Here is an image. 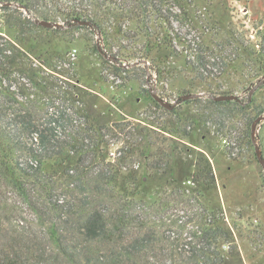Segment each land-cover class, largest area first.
<instances>
[{
    "label": "rangeland",
    "instance_id": "1",
    "mask_svg": "<svg viewBox=\"0 0 264 264\" xmlns=\"http://www.w3.org/2000/svg\"><path fill=\"white\" fill-rule=\"evenodd\" d=\"M165 2L167 5L163 4V13L171 16L173 34L187 39L189 50L175 40L173 44L178 52L171 54V50L163 45V38L167 33L165 25L153 12L141 9L140 13L144 12L140 17L135 18L132 15V18L121 19L120 12L105 10L104 6H99L103 11L98 19L105 34L96 27L77 28L61 17L58 21H48L61 24V27L57 28H62L63 31L56 35L37 31L34 35L36 50L32 53L17 42L18 47L26 51L24 53H30L31 61L28 63L39 69L47 81L46 88L43 89L31 81L29 76L16 70L9 78H4L0 85V99L6 102L3 113L16 115V125L22 133V145H16L11 139L8 142L12 147L11 156L14 161L23 162L31 152L27 145L29 129L37 123L43 125L44 135L49 137H52L55 128L62 129L59 127L63 125L61 118L77 125L72 132L74 135L84 123L75 122L74 119L86 113L90 115V121L92 120L94 125L111 126L122 118L150 123L146 120L150 118L154 121L151 122L154 127H158V123L165 120L166 115L151 105L145 89L152 88V93L165 96L164 99L173 103L186 89L206 95L209 89H234L233 94L247 99L249 93L244 91L248 84L247 79H254L253 82L264 79V75L248 77L257 73L251 58L240 54L235 63L240 70H245V78L238 72L218 80L219 83L194 85L189 80L193 74L187 67L186 60L193 59L189 56L193 47L209 45L212 42L224 43L230 39L231 30L253 45L260 44L259 34L264 31V0L163 1ZM6 13L0 3V35L16 42L18 32L5 22ZM150 46L153 48L150 49ZM232 48L231 46L230 49ZM73 49L78 51L76 59H72ZM46 51L49 54H57V58L52 59L57 71L41 62L39 57L42 55L46 58ZM146 55H150V62L144 58ZM159 57H163L164 61L158 62ZM154 58L157 62H154ZM154 64L159 65L162 76L154 71ZM116 66L123 70L116 71ZM8 87L10 95L2 91ZM255 96V107L264 108V85L259 86ZM50 105L56 107L57 113L63 111L66 116L60 117L56 113L52 115L49 111ZM255 114L256 111L250 110L226 115L227 125L233 129L232 134L218 133L216 125H213V130H216L206 138L203 137V132L196 131L192 139L185 138L183 141L186 146L196 148V151L207 152L217 178L215 190L200 200L192 199L182 204H176L173 200L176 196H171L167 211L160 213L149 212L143 204L135 205L131 209L134 210L133 213L139 211L145 217L129 228L141 235L149 233L153 246L158 248L156 251L163 253L162 249L170 248L178 254L182 253L180 257L186 258L190 255L185 250L190 246L188 237L200 226L203 205L214 201L223 207L228 225L233 227L241 251V258L229 264H264V165L256 151L258 145L261 158L264 159V120L257 124L254 142L250 145L246 138L242 139L241 143L234 139V135L244 134L242 131L246 118ZM6 121L5 116L0 118V137L4 138L7 135L4 133L2 122ZM53 121L56 122L55 128ZM117 134L106 136L110 143L108 160L114 161L121 153H125L129 161L134 160L137 163L135 167L140 174L144 173L142 164L127 153L128 145L125 139L128 135ZM228 143L232 145V157H236L237 161L225 154V144ZM41 170L42 174L37 177H26L22 172L31 200L36 204L22 196L10 178L0 174V250L20 251L25 257L22 261L25 264H94L99 255H106L109 251V241L86 234L84 228L75 224L82 211L73 209L67 220L65 216L68 214L61 206L65 201L75 203L81 199L88 203L87 208H91L94 205H102L104 200L112 204L111 200L107 198L105 191L93 192L92 185L88 184L81 188L82 182L78 177H71L50 183L54 186V199L60 198L64 202L50 201L51 189L44 186L48 183L44 178L47 173L45 171L50 170V162L44 160ZM49 202H52V207ZM53 203L57 205L56 211L53 209ZM82 205L81 201L80 206ZM59 214H62V217H57ZM53 222L56 227L54 234L50 229ZM175 236L180 237L181 242L178 243ZM56 237H62L66 253L62 245L57 243ZM143 247L145 252L150 251L149 246ZM116 248L125 250L119 244ZM151 253L156 255L154 251ZM124 257L129 256L125 254ZM97 261V264H104L103 259ZM141 264L150 263L144 261Z\"/></svg>",
    "mask_w": 264,
    "mask_h": 264
},
{
    "label": "trees",
    "instance_id": "2",
    "mask_svg": "<svg viewBox=\"0 0 264 264\" xmlns=\"http://www.w3.org/2000/svg\"><path fill=\"white\" fill-rule=\"evenodd\" d=\"M163 1L165 0L159 2L156 0H0L2 7L7 12L5 22L18 32L16 42L0 35V85L4 78H9L17 70L29 76L30 80L38 87L45 89L46 77L41 75L39 69L28 63L31 61L30 53L36 50L34 35L37 31L56 35L63 30L62 28L44 26L38 22L41 20L39 18L58 21L57 19L62 17L77 28L96 27L105 34L98 19L99 14L103 11L101 10L102 6L105 7V10L120 12L121 19L132 18L130 17L132 15L138 18L145 10L153 12L165 25L167 33L163 38V45L171 50V54L178 52L173 44L175 40L184 48L188 47L189 50L188 40L173 34L174 26L171 16L163 13V4H166ZM141 9H144L141 11L142 13H140ZM165 11L167 10L165 9ZM80 20H91L92 24L76 25L80 24L78 22ZM229 34L230 39L224 43L212 42L209 45L193 47L189 55L193 59L186 60L187 67L193 74V77L189 79L192 85L219 83L218 80L238 72L242 78H245V70H240V67L235 64L240 58V54L251 58L254 63L257 73L248 77L255 78L264 75V31L259 34L260 44L255 43L260 46L259 48L255 44H251L250 41L241 39L232 30L229 31ZM17 42H20L22 47H26L25 50L30 53H24L26 51L18 47ZM231 46L232 49H230ZM151 48L153 46H150ZM46 54V58L40 55L41 62L57 71L52 60L57 58V54H49L47 51ZM149 56L146 55L144 58L150 62ZM159 58L158 62L164 61L163 57ZM153 60L157 62L155 58ZM154 66V71L162 76L159 65L154 64ZM213 66L218 71L212 68ZM115 69L116 71L123 70L117 66ZM247 80L248 84L244 91L249 95L245 100L239 95L233 100H216L213 96L233 94L234 89L218 91L209 89L207 95L182 101L183 95L194 93L192 90L186 89L177 97L176 101L179 103L173 109L164 107L153 97L150 89H145L151 105L166 115L165 120L158 123V127H154L155 125L151 123L154 121H151L150 118L146 119L150 123L144 120L131 121L122 118L111 126L94 125L93 121H90V115L83 114L84 118L80 122L84 121V123L77 129V133L73 135L72 132L75 131L73 130L69 134L68 140L62 143L58 149L53 145L49 136L42 135L44 148L40 153L39 168L29 169L21 165L19 160L14 161L11 156L12 147L8 142L11 139L16 145H22V133L17 128L16 120L2 122L5 127L4 133L7 136L0 137V169L2 171L0 174L7 179L10 178L16 189L23 194L22 196L35 204L36 202L31 200V194L26 188L23 173L26 177H37L38 174H42L41 166L44 160L50 162V170L45 171L47 173L44 178L45 182H48L44 186L51 189L50 201L64 202L60 198L54 199L52 193L54 186L52 187L50 184L63 178L78 177V180L82 182L81 188L88 184L92 185L93 192L105 191L112 204L108 200H104L102 205L87 208L88 203L80 199L75 203L65 201L61 206L68 214L65 216L67 220L73 209L82 211L75 224L79 228H84L86 234L109 241L111 247L107 254L99 255L97 258V260L103 259L104 264H141L144 261L150 264H229L231 261L235 262L241 258V251L233 227L228 225L223 207L214 201L203 205L200 226L188 237L190 246L185 250L190 255L186 258L180 257L182 253L178 254L170 248L162 249L163 253L156 251L158 248L153 246L149 233L141 235L139 232H133V229L129 227L135 222L142 221L145 217L139 211L136 214L133 213L134 210L131 209L135 205L143 204L149 212H165L170 206L169 198L171 196H176L173 199L176 204H182L192 199L200 200L201 197L208 196L207 194L217 188L214 166L207 152L196 151V148L186 146L183 142L185 138L192 139L196 131L203 132L202 135L206 138L216 128L218 133L232 134L233 129L231 130L229 124L227 125L226 115L254 110L256 114L246 118L242 131L244 134L242 136L234 135V139L240 143L244 138L247 139L249 145L254 142L252 129L254 121L264 113V108L255 107L257 102L255 94L259 88L255 87L259 82L264 85V79H258V82H253L254 79ZM2 91L10 95L9 87L3 88ZM6 100L9 101V99ZM4 109L5 103L2 105L1 111H5ZM27 114L25 115L28 116ZM61 115L63 116L65 113ZM2 117L3 115H0V118ZM213 125H216L214 130ZM117 133L128 135V138H123L127 141V153L131 157H135L140 165L142 164L144 173L140 174V171L135 167L137 163L134 160L129 161L125 153H121L114 161L108 160L110 143L106 136H113ZM233 152L232 145L225 144V154L237 161L236 157H232ZM190 156L193 157L190 158ZM125 168L126 170H124ZM53 179L55 180L53 181ZM81 201L83 202L82 207L80 206ZM53 205H55L53 209L56 211L57 205L54 203ZM57 217H62V214ZM50 229L54 234L56 229L54 222ZM175 238L178 243L182 240L178 236ZM56 239L57 243L62 245V237H56ZM117 244L123 246L125 250L117 249ZM144 245L149 246L150 251L145 252ZM62 249L65 253L67 252L63 245ZM153 251L156 252V255H152ZM125 254L129 257L125 258ZM23 258L25 257L20 254V251L0 250V264H25L22 263ZM97 260L94 264H97Z\"/></svg>",
    "mask_w": 264,
    "mask_h": 264
},
{
    "label": "built area",
    "instance_id": "3",
    "mask_svg": "<svg viewBox=\"0 0 264 264\" xmlns=\"http://www.w3.org/2000/svg\"><path fill=\"white\" fill-rule=\"evenodd\" d=\"M77 52H78L77 49L72 50V52H71L72 59H76ZM4 98L7 99L6 97H4ZM3 103H5V106H6V102L3 99H0V110H1ZM49 111L52 115L56 113V115H58V116L60 115V117H61V114L63 112L62 111L61 113L60 112L57 113L58 110H56V107L53 105L49 106ZM24 112L26 114V111H24ZM0 115L5 116L7 121H15L16 120V115L13 113H7L5 115L3 113V111H0ZM83 118H84V115L81 114V116H79V118L76 117V119H74V121L78 122V121L82 120ZM60 122L63 124L61 126L59 125V127H62L61 130H58L55 128V124H56L55 121L52 122V125H54L55 130L52 134V137L50 136L53 145H55V147L57 149L59 148V146L62 143H64L66 140H68L69 134L73 131L74 127L76 126V124H70L68 122H65L62 118L60 119ZM43 128L44 127L41 123H37L36 125H32L31 129L29 130L27 145H28L29 149L31 150V152L29 153V155L26 156V159L20 163L21 165H23L29 169L40 167V164H41L40 153L43 151V148H44V143L42 142L43 141L42 135H44ZM224 141H226V140H224Z\"/></svg>",
    "mask_w": 264,
    "mask_h": 264
},
{
    "label": "water",
    "instance_id": "4",
    "mask_svg": "<svg viewBox=\"0 0 264 264\" xmlns=\"http://www.w3.org/2000/svg\"><path fill=\"white\" fill-rule=\"evenodd\" d=\"M40 24L47 26V27H61V24L59 23H53L51 21L48 20H39L38 21ZM79 23L83 24V25H90L92 24L91 20H80L78 21ZM262 84V82H259L255 88L259 87ZM152 91V88L150 89ZM203 93H191V94H187V95H183L181 97V100H186V99H190V98H194V97H199V96H203ZM153 97L159 102L161 103L164 107L168 108V109H173L175 108L179 101H175L174 103L171 101H168L166 99H164L162 96H160L158 93H153ZM238 97V95L236 94H222V95H217V96H213L214 99L216 100H233L236 99ZM264 120V115H260L259 117H257V119L255 120L254 124H253V137L256 131V126L257 124ZM256 151L258 153V157L261 160L262 164L264 165V159L261 158V150L260 147L258 145H256Z\"/></svg>",
    "mask_w": 264,
    "mask_h": 264
}]
</instances>
